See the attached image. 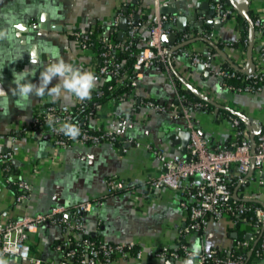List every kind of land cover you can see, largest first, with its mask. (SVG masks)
<instances>
[{"label": "crops", "instance_id": "1", "mask_svg": "<svg viewBox=\"0 0 264 264\" xmlns=\"http://www.w3.org/2000/svg\"><path fill=\"white\" fill-rule=\"evenodd\" d=\"M222 1H227L231 12L225 20L219 19L213 8ZM172 4L177 12L167 14L172 20L165 24L162 41L174 51L175 58L167 67L156 64L141 71L133 92L124 101L100 106L91 120L92 125L122 139L132 138L139 146H132L126 154L109 145L81 143L56 151L47 126L28 135L34 117L45 114L46 107H73L78 97L65 90L58 96L49 95L47 90L38 96L33 91L22 102L14 94V73L29 71L24 82L38 87L41 73L51 64L63 61L82 72H92L96 79L90 92L97 91L105 84L98 73L99 57L95 52L84 51L72 33L95 34L111 29L119 39L120 28L118 25L115 30L114 22L119 19L120 24L122 18L128 21L130 16L136 20L138 15L142 42L137 52H141L147 46L153 17ZM180 17H184L185 29L179 28ZM257 18L264 19V0H0V89L8 99L6 108H0V154H11L13 169H0V224L25 215L46 214L57 206L75 210L81 203L101 200V206L82 213V217L88 235L109 243H133L148 252L174 248L184 238L192 250L199 244L198 252H229L241 234L249 238L248 222L235 224L231 217L211 221L201 234L184 235L188 216L182 207V196L166 187L154 190L146 185L160 172V163L150 147L170 156L185 157L191 135L183 119L141 104L153 101L170 107L178 103L181 91H188L204 103V108L192 107L191 113L199 133L212 147H224L235 137L227 112L241 116L250 135L256 137L264 127V91L234 92L218 71L227 65L252 70L258 64L264 49V31L255 27ZM184 34L189 37L182 41ZM96 36L101 38L97 32ZM192 55L212 63L213 68L204 67L205 72H199ZM59 82V78H53L48 88ZM111 176L125 180L127 190L120 195L109 194L106 180ZM21 180L31 187L24 204L16 201L15 182ZM241 191L264 204V183L253 181ZM81 239L82 235L65 232L58 225H44L31 236L24 257H6L0 259V264H28L30 258L42 264H72L57 247ZM185 261L150 259L146 255L142 260L117 259L112 264Z\"/></svg>", "mask_w": 264, "mask_h": 264}, {"label": "built area", "instance_id": "2", "mask_svg": "<svg viewBox=\"0 0 264 264\" xmlns=\"http://www.w3.org/2000/svg\"><path fill=\"white\" fill-rule=\"evenodd\" d=\"M222 3L213 6L217 13L224 12L223 20L231 15L225 10ZM167 14L159 12L152 19L149 28V40L146 48L134 52L135 67L130 75L123 68V63L117 62L111 51L104 50L99 55L102 63L98 73L106 82L114 81L118 85L135 86L141 71L150 69L156 64H163L166 67L168 62L175 58L174 51L163 44L162 36L165 24L171 22ZM119 19L114 22L115 30L118 28ZM255 27L264 31V19L257 18ZM139 34L136 20L130 16L128 30L125 32L124 51L132 52V39ZM93 33L74 31L72 36L87 52H94L95 45L91 36ZM189 37L184 34L181 38L185 41ZM209 37H213L210 34ZM101 39V38H100ZM104 40V39H103ZM191 60L195 66L204 65L212 69V63L205 61L197 55H192ZM218 76L224 79H238L243 86L239 88L228 87L230 90L242 94H259L264 91V49L261 51L260 60L252 70H244L240 75L236 71L227 72L223 69L218 71ZM102 93L96 96L90 94L88 99L78 98L77 104L70 106L51 105L46 107L45 114L36 115L28 135L39 132L42 127H48L52 148L56 151L70 149L78 143L89 146L109 145L122 153H128L132 146L139 144L132 138L122 139L116 134L91 124L93 117L84 120H77V113L84 109L93 107L99 109L98 99ZM125 97L118 100L112 99V103L122 102ZM184 95H178V103L170 107L156 104L153 101H144L141 106L155 112L171 113L176 118L186 122L191 135L187 156H170L165 151L156 150L150 147L160 163L159 175L151 179L146 185L151 189L169 188L182 196V207L188 216V225L184 235L201 233L211 221L221 222L226 217L234 219L235 224L248 212L256 214V221L247 220L250 226L249 241H238L229 252H222L216 249L202 250L192 256V249L184 238L174 248L155 249L146 252L143 248L133 243H109L103 240L95 241L87 237L82 213L89 212L95 206H101L102 201L81 203L75 210H69L65 206H57L49 213L35 216L25 215L6 225L0 224V259L6 257H24L27 244L31 236L44 225H58L65 232H74L82 235V239L76 243L67 241L57 247L65 259L72 264H112L117 259L134 258L142 260L146 255L150 259L157 260H187L193 259L198 264H208V258L213 257V264H245L246 257L240 252L255 243L261 236L264 227V207L247 205V202H258L254 196H246L241 190L253 181L258 180L263 184L264 176V127L256 137H252L247 127H244L237 118H230L235 137L224 147H212L209 140L202 137L196 128L191 108L185 103ZM195 107H201L195 104ZM49 120L52 121L49 124ZM65 123H71L79 128V135L75 138L60 131ZM0 160L7 165L6 172H11V154H0ZM17 186L16 201L24 204L29 198L30 185L21 180L15 182ZM108 193L120 195L127 190L125 180L118 176H111L106 180ZM241 189V199L235 197V192ZM259 261H264V237L260 249L257 251ZM28 264H42L36 259H28Z\"/></svg>", "mask_w": 264, "mask_h": 264}, {"label": "trees", "instance_id": "3", "mask_svg": "<svg viewBox=\"0 0 264 264\" xmlns=\"http://www.w3.org/2000/svg\"><path fill=\"white\" fill-rule=\"evenodd\" d=\"M222 4L225 6V10H227V1H222ZM127 16H129V13H127ZM145 19V18H144ZM139 32L141 30L140 26H138ZM96 32L100 34L101 39H98L96 36ZM95 34L91 36L92 41L96 43L95 47V53L99 55L101 52L104 50L111 51V53L115 56V59L117 62L123 63V68L128 72V74L132 75L135 67V56L133 55V51L135 52L138 47L141 45L140 43L142 42L141 37L138 36L134 37L132 39L133 46H132V52L130 51H124L122 48L123 45L127 43L125 39L119 40L118 36L113 33L111 29H103V30H98L96 31ZM246 38V37H245ZM243 38L244 42L246 39ZM104 39V40H103ZM99 57V56H97ZM100 60V59H99ZM102 63L100 61V65L98 66V71L101 68ZM223 70L227 72H234L236 71L238 74L242 75L243 71L242 69L232 67L230 65L224 66L222 68ZM224 82L227 87H234V88H239L244 85L241 81L238 79L234 78L231 80L224 79ZM134 90V86L132 85H118L114 81L107 80L100 89L97 91L90 92L91 95L96 96L99 92L102 93L101 98L98 99V104L100 106H106V104L112 103L111 100L116 98L117 100L121 97L127 98ZM181 94L185 96L186 101L185 103L190 107H194L195 104H200L203 108L204 103L200 101V99L194 95L191 92L188 91H181ZM118 103V102H117ZM203 104V105H202ZM97 109H94L93 107L89 109H84L82 111H79L77 113V120H84L87 117H94L96 115ZM39 115V114H38ZM41 116V114H40ZM226 116L228 118H237L240 120L241 124L246 127L245 121L242 119L241 116L227 112ZM7 164L4 163V161L0 160V169L5 167ZM11 171L13 172L12 166H11ZM9 174V173H8ZM241 189H238L235 192V197L237 199H241V196L239 195ZM247 205H253L254 207H264V204L260 202H247ZM257 217L254 212H248L244 216L240 217L239 220H249V221H256ZM261 236L257 238V241L255 243H251V245L248 248L243 249L240 253L245 255L246 257V262L245 264H253L254 262H257L260 260V257L257 256V251L260 249V244L262 241V238L264 237V227H262L261 230ZM201 234V233H200ZM242 236L237 239L238 241H249V238L245 234H241ZM88 238L91 240L99 241L98 238L92 236V235H87ZM217 250V249H216ZM208 264H213V257L208 258Z\"/></svg>", "mask_w": 264, "mask_h": 264}, {"label": "clouds", "instance_id": "4", "mask_svg": "<svg viewBox=\"0 0 264 264\" xmlns=\"http://www.w3.org/2000/svg\"><path fill=\"white\" fill-rule=\"evenodd\" d=\"M29 74V71L14 73V83L16 85L14 94L18 95L22 102L27 101L33 91H35L36 95L43 96L46 90L49 95L58 96L61 94L62 90H65L75 94V96L82 100L88 99L90 98V90L93 88L96 79L92 72H82L80 69L74 68L72 65L66 64L63 61L51 64L41 73L42 83L38 87L31 82H24ZM53 78H59L60 82L49 89L48 85ZM7 104V94L3 89H0V108H6ZM51 123L52 121L49 120V124ZM60 131L75 138L79 135L80 130L74 124L65 123ZM199 247V244L194 245L191 254L193 257L197 255ZM185 264H194V261L193 259H187Z\"/></svg>", "mask_w": 264, "mask_h": 264}, {"label": "water", "instance_id": "5", "mask_svg": "<svg viewBox=\"0 0 264 264\" xmlns=\"http://www.w3.org/2000/svg\"><path fill=\"white\" fill-rule=\"evenodd\" d=\"M176 12H177L176 6L173 4L166 6L161 10L162 14L176 13ZM223 17H224V12L219 13V19H223ZM194 19H197V15L194 16ZM136 21H137L136 25H139V23H138L139 16L138 15L136 16ZM179 21H180L179 28L185 29L186 27H184V25H182V22L184 21V17H180ZM210 23H212V22H210ZM119 28H120L119 39L122 40L124 38L125 32L128 30V21L126 18H122L120 20ZM198 70H199V72L204 73L205 72L204 71L205 70L204 65H199Z\"/></svg>", "mask_w": 264, "mask_h": 264}]
</instances>
